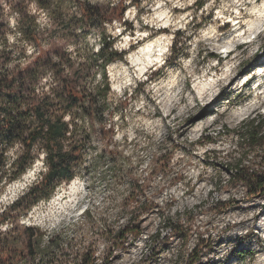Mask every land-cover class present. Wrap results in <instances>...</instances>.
<instances>
[{"label":"rangeland","instance_id":"374dc122","mask_svg":"<svg viewBox=\"0 0 264 264\" xmlns=\"http://www.w3.org/2000/svg\"><path fill=\"white\" fill-rule=\"evenodd\" d=\"M83 7L116 8L117 18L104 30L82 17ZM263 11L264 0H0V66L34 79L29 90L39 102L58 89L64 112L78 118L65 144L80 145L83 161L73 181L27 212L11 207L45 170L44 147L31 154L25 176L2 184L0 264H81L87 253L99 264H264V191L251 194L227 169L241 152L227 129L264 117ZM102 32L126 53L106 69L107 98L94 93L102 81L95 57ZM177 39L180 60L168 66ZM156 41L161 60L138 77L131 57ZM67 78L93 95L94 129L64 94ZM104 128L114 129L112 136ZM248 152L245 165L264 171V147ZM23 153L18 144L9 163ZM131 179L144 187L137 201L147 211L128 202ZM137 228L139 235L129 232ZM61 235L44 258L33 252L35 243L45 248ZM10 251L18 252L13 260ZM238 251L250 254L238 259Z\"/></svg>","mask_w":264,"mask_h":264},{"label":"trees","instance_id":"16d2710c","mask_svg":"<svg viewBox=\"0 0 264 264\" xmlns=\"http://www.w3.org/2000/svg\"><path fill=\"white\" fill-rule=\"evenodd\" d=\"M116 8L103 10L101 8H82V17L90 24L94 25L99 21L101 27L105 30L106 24H111L115 17ZM120 21L123 15L118 18ZM125 32L130 33L134 30L131 23L125 22ZM181 33H176V37L180 38ZM182 37V36H181ZM101 45L97 51L96 63L101 67L102 81L96 86L94 93L96 96L102 95L108 97L111 92V85L107 78V67L117 61H124L125 52H119L114 48L115 40L108 36L105 32L100 34ZM36 41V38H32ZM180 40L177 39L172 45V56L166 61L168 66L175 65L180 60L179 47ZM213 59L218 58V62L222 63L223 59L217 55H211ZM29 77L35 75L32 72V67L27 69ZM162 71L157 72L156 77L162 76ZM21 75V74H19ZM64 94L68 100L78 105L80 119H86L90 129L97 126L96 105L93 100V95H85L79 88L67 78L64 82ZM63 83V84H64ZM30 84L34 86L35 80L26 82L22 77L11 73L7 64L0 66V187L4 182L18 181L25 175L30 166L33 165V160L30 159L36 147L42 145L46 154L44 163L45 170L40 172L38 179L30 186L28 191L24 193L11 207V210L22 209L29 211L32 206L41 201H48L56 192L57 188L64 182H71L75 177V173L82 166V148L77 144H69L74 132L77 130L75 121L78 119L74 114L64 112L60 103L59 93L57 88H51L48 92H43L42 100L39 102L31 96ZM226 100V99H225ZM69 114L70 120L64 121V116ZM49 122H45L47 120ZM227 129V128H225ZM114 129L104 128L103 135L112 136ZM227 134H232L237 142V148H240V158H234L232 162L227 163V169L231 172L233 182L241 183L248 188L251 194H258L264 191V171L255 172L245 165L243 155L248 150L249 154L256 149L264 147V117L254 118L246 121L239 130L231 131L227 129ZM104 141L107 142L106 139ZM23 148V154L9 163L8 153L11 152L17 145ZM105 153H109L106 149ZM102 162V160L100 161ZM10 164V173L6 168ZM165 168V163L161 165ZM132 191L128 197L130 204H135L137 209L147 211V206L137 201L139 193L145 196V190L140 185L139 180H133ZM149 202V201H147ZM27 205L26 209L25 206ZM128 231V230H127ZM130 233L139 235V229L130 230ZM37 238L42 240L44 235H38ZM61 236H54L47 243L45 248H41V242L35 243L33 252L38 254L40 258H44V253L52 248L60 246ZM123 245V244H122ZM12 251H10L11 253ZM249 252L238 251L234 257L245 259ZM18 252H12V257L16 258ZM2 259V258H0ZM81 264H99L94 253H87L80 258ZM1 264H4V262Z\"/></svg>","mask_w":264,"mask_h":264},{"label":"bare ground","instance_id":"6f19581e","mask_svg":"<svg viewBox=\"0 0 264 264\" xmlns=\"http://www.w3.org/2000/svg\"><path fill=\"white\" fill-rule=\"evenodd\" d=\"M259 18H260V22H264V11L260 13ZM253 26H254L253 23L249 24L250 30L253 29ZM159 48H160V51H159L160 53L156 55V53L158 52L157 49ZM163 51H164V48L160 46V44L156 41V43L154 42L149 43L147 46L143 47L141 50L134 53L131 57V62H132V65H134L137 68L136 69L137 76L141 77L146 72V70H148L151 63H154L155 61H160ZM154 55L156 56V59H153ZM205 86L206 85H204L203 88ZM20 183L21 182H16V184H14L13 186L14 187L13 190L17 191V189L21 188Z\"/></svg>","mask_w":264,"mask_h":264}]
</instances>
